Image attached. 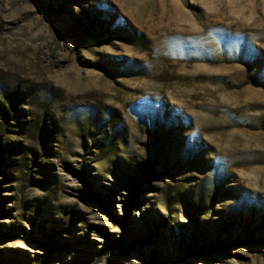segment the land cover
I'll use <instances>...</instances> for the list:
<instances>
[{
	"label": "rangeland",
	"instance_id": "374dc122",
	"mask_svg": "<svg viewBox=\"0 0 264 264\" xmlns=\"http://www.w3.org/2000/svg\"><path fill=\"white\" fill-rule=\"evenodd\" d=\"M0 264H264V0H0Z\"/></svg>",
	"mask_w": 264,
	"mask_h": 264
},
{
	"label": "trees",
	"instance_id": "16d2710c",
	"mask_svg": "<svg viewBox=\"0 0 264 264\" xmlns=\"http://www.w3.org/2000/svg\"><path fill=\"white\" fill-rule=\"evenodd\" d=\"M136 182H137L138 185L140 184V180H137Z\"/></svg>",
	"mask_w": 264,
	"mask_h": 264
}]
</instances>
